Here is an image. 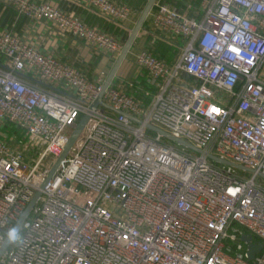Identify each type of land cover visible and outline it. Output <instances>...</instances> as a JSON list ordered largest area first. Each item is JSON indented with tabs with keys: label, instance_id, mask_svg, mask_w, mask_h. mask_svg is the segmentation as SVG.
Segmentation results:
<instances>
[{
	"label": "built area",
	"instance_id": "2783aa9c",
	"mask_svg": "<svg viewBox=\"0 0 264 264\" xmlns=\"http://www.w3.org/2000/svg\"><path fill=\"white\" fill-rule=\"evenodd\" d=\"M73 1L118 23L134 14L113 0ZM0 2L114 60L123 50L48 0ZM201 2L197 20L156 1L152 25L183 38L181 54L168 64L149 49L135 52L147 84L126 83L137 96L112 81L102 97L111 109H92L105 78L0 30V249L40 193L0 264H264V0ZM244 235L262 245L254 259Z\"/></svg>",
	"mask_w": 264,
	"mask_h": 264
},
{
	"label": "crops",
	"instance_id": "0c3cea01",
	"mask_svg": "<svg viewBox=\"0 0 264 264\" xmlns=\"http://www.w3.org/2000/svg\"><path fill=\"white\" fill-rule=\"evenodd\" d=\"M48 1L66 11L77 14L90 26L114 35L123 44L127 41L147 3L146 0H113L117 3L127 4L134 10V14L129 20L118 23L103 17L95 11L80 6L73 0ZM161 1L172 8L180 10L188 17L197 20H202L204 17L201 0ZM0 30H11L18 36L30 41L42 52L53 53L56 58L76 67L85 76L92 79L96 77L107 79L116 61L105 52L95 49L71 35L57 32L50 23L44 20L35 21L28 17L20 16L14 7L1 2ZM184 44L185 40L183 38L173 37L155 30L151 18L148 17L132 48L135 52L141 49H149L168 64H174L178 60ZM129 81L143 87L147 84L146 72L135 63L134 53L132 52L128 54L121 64L113 82L116 86L126 89L129 93L141 96L139 89H131L126 86Z\"/></svg>",
	"mask_w": 264,
	"mask_h": 264
},
{
	"label": "water",
	"instance_id": "95a60500",
	"mask_svg": "<svg viewBox=\"0 0 264 264\" xmlns=\"http://www.w3.org/2000/svg\"><path fill=\"white\" fill-rule=\"evenodd\" d=\"M156 1L157 0H147V3L145 5L143 11L141 12V15H140V17H139V19H138V21H137L134 29L130 33L127 41L124 44V47H123L122 52L120 53L119 57L116 59L115 64H114V66H113L110 74L108 75V77L106 79V82L104 84V87H103V90H102L101 94L99 95L97 101L92 105V109H96L98 107V105H100V104L103 105V106H105V107H107V108H109V109H111V106H109L108 104H106L102 100L104 91L106 90V88L108 87V85L110 83H112V81L114 80V78H115V76H116V74H117V72H118L121 64L126 59V57L128 56V54L130 53L131 48L133 46V43L135 42V40L139 36L142 27L144 26L145 22L147 21L148 17L150 16V14H151V12L153 10V7H154ZM116 112L119 113V114H124V115L128 116L129 118H131L132 120H134L136 122H140L139 119H137L136 117H134V116H132V115L126 113V112H123V111H116ZM88 119H89V116L88 115L84 116L81 119V121L78 123L77 127L73 130V132L71 133V135L69 137V140H68V142H67V144H66V146L64 148V151H63L62 155L56 161L55 165L51 169V172H50V175H49L48 179L44 182V184L42 185V187H44L47 184L48 180L56 172V170L60 166L61 162L66 158V156L68 155L69 151L71 150V148L73 147V145L77 141L79 135L81 134V132H82L84 126L86 125ZM149 129H151V130H153V131H155L157 133L162 134L166 139H168V140H170V141H172L174 143L180 144V145H182L184 147H187V148H189L191 150H194V151H197V152H201L199 149H197L196 147H194L190 143H188V142H186L184 140L175 138L171 134H169V133H167V132H165V131H163L161 129H158V128L154 127V126H149ZM210 158L212 160L216 161V162H219V163H224V164H227V165L235 166L237 168H243V167H241L239 165H236V164H233L231 162L221 160L218 157L213 156V155H211ZM260 177L262 179H264V174H260ZM39 196H40V193L37 192V194L34 196V198L32 199V201L28 204V206L25 209V211L23 212V214L20 216V218L18 219V221L12 227V229H15L16 232L19 231L22 223L24 222V220L26 219V217L30 213L31 209L35 205V203H36V201H37V199H38ZM8 233H7V237L5 239V242H4V244L2 245V247L0 249V257L3 255V253L7 250V248L11 244V242L8 239ZM242 240L244 242H246L251 247L250 259H254L255 256H256V254L259 253V252H261L262 245L256 243V241H255V239H254V237L252 235H244L242 237ZM256 244H258L260 246V248H259V250L253 252V249L255 248Z\"/></svg>",
	"mask_w": 264,
	"mask_h": 264
},
{
	"label": "rangeland",
	"instance_id": "374dc122",
	"mask_svg": "<svg viewBox=\"0 0 264 264\" xmlns=\"http://www.w3.org/2000/svg\"><path fill=\"white\" fill-rule=\"evenodd\" d=\"M130 52L135 53V51L133 50V48L131 49ZM4 130H5L10 136H11L12 134H18L19 136H21V131H18L17 128L14 127V126H10V125H8ZM258 181L264 183V179H262L261 177L258 179ZM259 248H260V246H259L258 244H256L255 248L253 249V252L259 250ZM253 252H252V253H253Z\"/></svg>",
	"mask_w": 264,
	"mask_h": 264
},
{
	"label": "clouds",
	"instance_id": "9594fccd",
	"mask_svg": "<svg viewBox=\"0 0 264 264\" xmlns=\"http://www.w3.org/2000/svg\"><path fill=\"white\" fill-rule=\"evenodd\" d=\"M8 239H9L10 242H16V241L19 240V235H18V233L16 232L15 229H12V230L9 231Z\"/></svg>",
	"mask_w": 264,
	"mask_h": 264
},
{
	"label": "trees",
	"instance_id": "16d2710c",
	"mask_svg": "<svg viewBox=\"0 0 264 264\" xmlns=\"http://www.w3.org/2000/svg\"><path fill=\"white\" fill-rule=\"evenodd\" d=\"M257 240V239H256Z\"/></svg>",
	"mask_w": 264,
	"mask_h": 264
}]
</instances>
